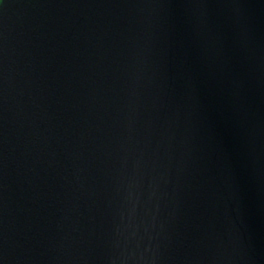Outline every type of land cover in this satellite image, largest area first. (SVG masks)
Here are the masks:
<instances>
[{
  "label": "water",
  "instance_id": "obj_1",
  "mask_svg": "<svg viewBox=\"0 0 264 264\" xmlns=\"http://www.w3.org/2000/svg\"><path fill=\"white\" fill-rule=\"evenodd\" d=\"M0 264H264V0H0Z\"/></svg>",
  "mask_w": 264,
  "mask_h": 264
}]
</instances>
